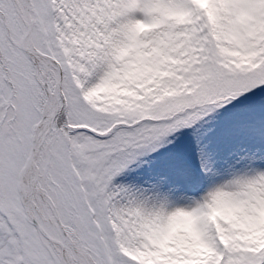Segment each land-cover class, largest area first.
I'll return each mask as SVG.
<instances>
[{
  "label": "snow or ice",
  "instance_id": "6c2138e0",
  "mask_svg": "<svg viewBox=\"0 0 264 264\" xmlns=\"http://www.w3.org/2000/svg\"><path fill=\"white\" fill-rule=\"evenodd\" d=\"M0 264H264V0H0Z\"/></svg>",
  "mask_w": 264,
  "mask_h": 264
}]
</instances>
